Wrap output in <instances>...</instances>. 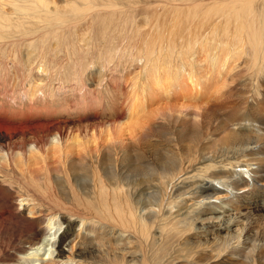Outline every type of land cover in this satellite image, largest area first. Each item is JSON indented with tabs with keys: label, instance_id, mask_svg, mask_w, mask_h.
<instances>
[{
	"label": "bare ground",
	"instance_id": "obj_1",
	"mask_svg": "<svg viewBox=\"0 0 264 264\" xmlns=\"http://www.w3.org/2000/svg\"><path fill=\"white\" fill-rule=\"evenodd\" d=\"M71 1L70 15L61 17L56 15L66 12L54 6L47 13L46 0H14L11 8L0 10V41L10 43L5 35L11 27L26 34L30 26L32 34L60 21L68 32L58 57L67 61L71 54L74 60L49 66L51 76L68 71L67 65L78 76L83 62L103 68L111 62L137 65L125 88L130 90L123 91L126 98H119L126 120L79 122L66 130L57 123L14 125L0 119V233L11 235L9 251L0 250V264H124L120 254H103L87 243L86 227L93 232L98 223L109 228L104 227L107 235L115 229L134 239L119 250L137 252L129 264H198L196 257L204 253L199 258L264 264V232L249 233L251 224L264 220V116L238 118L232 112L218 118L210 104L192 114L172 104L152 109L159 95L150 92L163 82L195 89L193 99L203 94L208 84L193 77V51L203 52L217 70L234 50L244 52L258 68L257 78L264 64V0ZM144 6L149 17L141 29L136 17ZM96 8L111 11L101 10L104 16H95L94 24L87 18ZM81 20L85 26H79ZM81 33L86 35L81 48L76 41L66 44ZM223 49L230 55L221 57ZM10 53L16 54L10 57L15 65H30L18 51ZM37 70L42 72L40 66ZM220 87L218 82L212 89L214 96ZM167 93L166 87L162 96ZM154 132L161 147L147 140ZM215 135L220 139L213 140ZM229 208L235 212L226 214ZM237 224L236 233H229ZM62 237H67L64 246Z\"/></svg>",
	"mask_w": 264,
	"mask_h": 264
},
{
	"label": "rangeland",
	"instance_id": "obj_2",
	"mask_svg": "<svg viewBox=\"0 0 264 264\" xmlns=\"http://www.w3.org/2000/svg\"><path fill=\"white\" fill-rule=\"evenodd\" d=\"M13 1L14 0H0V10L5 12L4 8H11V6L14 5ZM46 2L50 4H47V13L50 12V6H54L58 10L66 12V15L57 14L56 16L67 17L70 15L69 7L73 5V1L46 0ZM144 7L146 9L144 10V13L136 17L137 23L139 22L138 27L142 26L140 27L141 29L146 27L145 18L149 17L148 6ZM96 9L97 10L94 9L89 12V15L92 14L93 18L90 19L89 16V18H87L88 21H91L94 24H96V21H94L95 16H104L100 12L101 10L104 12L111 11L103 8ZM107 20L108 19H105L104 21ZM85 21L86 20H81L79 26H85ZM5 24L7 25L8 22H5ZM107 29L110 31L112 28L110 27ZM33 31L34 32L30 34L32 29L30 26H27L23 30V32L26 33L24 34L18 28L11 27L8 29L9 34L5 35L10 38V43L7 40L0 41V59L7 63V65L0 63L1 120L14 125H32L37 123L51 125L57 123L60 128L66 130L75 129L79 122L86 124L87 122L98 120L101 122L126 120V118L120 114L123 113V110L120 109L122 106L120 107L119 105L124 102H121L119 98H126L124 94L126 95L130 89L126 91L125 88H130L129 86L132 83L131 76L134 71L137 70V65H130V61L127 63L123 61V63H126L123 68L122 66L115 67V63L111 62L107 68H103V66L96 64L95 62L89 64L83 62L82 65L85 66V69L78 67L81 76L72 74L70 65H67L69 66L67 67L68 71L66 69L63 70L62 68L60 70L61 72H58V75L51 76V72L48 69L49 66H51L52 70L55 65L60 64V67H62L63 63L71 62L72 59L74 60V56H71V54L68 56L70 58H68L67 61L64 60L63 57H58V54H61L63 50V39H66L68 25L66 24L62 26L59 21L54 25H47L44 28L33 29ZM85 38L86 35L81 33L77 36L78 40L74 39L66 41V44L69 42L71 43V41H76V47L81 48L80 45H83ZM80 39L82 41H80ZM117 40H121L120 36L117 37ZM192 45L196 47L197 41H194ZM11 49L18 51L19 54H21V57L24 60L23 64L30 63V65L21 68L20 65L12 63L10 57H16V54L10 53ZM192 53L194 54V57L190 62L193 64V77L201 83L208 84L206 91L203 94L198 93L197 98L193 99L196 95L194 93L195 89L182 90L178 86L173 87L163 82H158L156 89L151 86V94L159 95V101L152 102V109L172 104L182 106L183 109L186 108V110L189 111V114H192L194 113L195 107H199L200 105L204 107L209 106L210 104L212 106H210L211 109H214L213 112L216 115H222L221 118L228 117L232 112L236 117L239 116L238 118H247L248 115L264 116V64L262 66V71H260L258 77L255 78L253 74L258 71V68L251 65L250 56L244 52L234 50L231 56L227 59L223 69L218 70L216 66H209L205 60V54L203 52L197 54L196 51H193L191 54ZM227 55V52L223 49L220 56L225 57ZM255 57H257L258 62L262 61L260 59L261 55H256ZM86 59L93 60L90 59V57H87ZM199 60L202 62L199 63ZM194 62L196 63L194 64ZM39 66L42 68V72L41 70H37ZM209 67L211 71H209ZM188 70L190 71L191 68H188ZM206 70H208V74H206ZM82 71L85 73L83 74ZM177 72V75L182 76L183 72ZM55 74L57 73L55 72ZM126 82L129 85H127ZM218 82L222 88L220 87L218 96H214L211 91ZM166 87L168 93L166 96H162L163 90ZM123 91L126 92L124 93ZM210 107H208V110L212 113ZM217 117L219 118L220 116L217 115ZM187 120L190 121V118H187ZM160 126L161 124L159 122L156 123V127ZM206 126L211 127L212 125ZM160 138L161 137L154 132L149 138H147V140H150L149 142L151 144L153 143L159 147L160 145L154 142L160 140ZM218 139H220L219 135H215L213 138V140ZM211 143L212 141L207 143L206 146L209 147ZM199 165H204V163ZM196 168H198V165L194 167V169ZM63 176L68 179V176L64 174ZM70 180L71 182L68 180V183L69 185H72L71 183H73V179L71 176ZM77 181L82 186L86 184L85 180L82 178H79ZM14 185L15 184L10 185L11 189ZM16 186L19 187V185ZM251 199L252 197H246L245 201ZM239 208L241 211H247L242 205H240ZM248 210L256 211L254 208H249ZM234 212L235 210L229 208L225 213L229 214ZM95 226L96 228L93 229V232L89 226L86 227L85 233H88L91 237L87 243L93 244L95 248L102 251L103 254H120L121 261L124 262V264H129V260H134L133 257L137 256V252L135 253L136 256L133 255L134 253H126L123 255L122 252H119L120 247L124 246V243L127 246H131L134 239L128 236L127 233L115 229H110L111 232L108 236L104 229L105 226H101L99 223ZM240 227L241 224L233 225L229 233H236L235 231ZM105 228L109 229L108 227ZM74 229H78V225L74 226L73 230ZM54 230L55 229L53 228L50 232L48 231V233L52 234ZM61 231L62 229L60 232ZM226 232L227 231L222 230L221 234ZM255 232L257 233V236H259L260 233L262 235L264 232V220H258V222L251 224L249 233L253 234ZM8 236H10V238H8ZM57 236H60V233ZM191 236H193V234L181 238L186 240ZM66 239L67 237H62L60 242L61 246L66 244ZM10 240L11 235L0 233V250L4 249L2 253L6 252V250L9 251L7 248L11 245ZM5 246L7 248H5ZM204 255L207 254H200L196 259L194 258L198 261V264H240L239 259L229 257H223L219 261L199 258ZM186 262L187 261H182L180 264H187ZM130 264H134V262H131Z\"/></svg>",
	"mask_w": 264,
	"mask_h": 264
}]
</instances>
